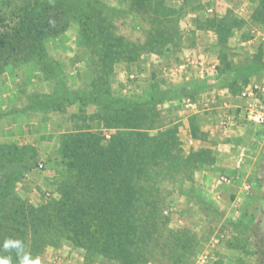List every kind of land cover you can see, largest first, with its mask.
<instances>
[{
  "label": "rangeland",
  "instance_id": "374dc122",
  "mask_svg": "<svg viewBox=\"0 0 264 264\" xmlns=\"http://www.w3.org/2000/svg\"><path fill=\"white\" fill-rule=\"evenodd\" d=\"M28 1L60 31L15 39L17 51L0 55L2 184L34 206L59 198L62 135L91 126L106 142L122 132L99 114L109 94L110 110L134 106L136 130L167 142L125 264H264V130L239 96L264 78V0H0V26ZM210 6L222 15L211 19ZM30 248L41 264L86 262L64 236Z\"/></svg>",
  "mask_w": 264,
  "mask_h": 264
},
{
  "label": "trees",
  "instance_id": "16d2710c",
  "mask_svg": "<svg viewBox=\"0 0 264 264\" xmlns=\"http://www.w3.org/2000/svg\"><path fill=\"white\" fill-rule=\"evenodd\" d=\"M16 7L15 20L9 17V22L0 26V55L7 49L17 51L15 39L39 42L60 31L53 30L51 20L37 11L33 1ZM159 14L167 13L157 7L154 19L159 20ZM82 35L89 40L86 30L82 29ZM119 45L124 46L121 54L127 53L129 45L123 42ZM107 49L103 52L105 57L109 54ZM114 101L117 98L107 94L104 102H100L106 104L100 106L99 113L104 115V125L122 131L110 141L105 142L104 133L91 126L62 135L60 153L66 168L58 184L59 198L34 206L0 181V255H9L2 251L8 238L21 239L26 251L28 245L34 250L42 249L59 235L87 251L85 264H95L94 255L110 257L111 254L124 259V264L129 262L139 230L140 222L135 220L138 202L147 198L160 145L167 142L155 146L148 134L136 130L139 127L132 120L135 117L131 119L134 106L126 112L110 110L108 107ZM11 255L12 264H19L14 250Z\"/></svg>",
  "mask_w": 264,
  "mask_h": 264
},
{
  "label": "built area",
  "instance_id": "2783aa9c",
  "mask_svg": "<svg viewBox=\"0 0 264 264\" xmlns=\"http://www.w3.org/2000/svg\"><path fill=\"white\" fill-rule=\"evenodd\" d=\"M183 68L184 65H180ZM247 118L264 130V78L253 80L239 93ZM192 105L190 100L187 106Z\"/></svg>",
  "mask_w": 264,
  "mask_h": 264
},
{
  "label": "clouds",
  "instance_id": "9594fccd",
  "mask_svg": "<svg viewBox=\"0 0 264 264\" xmlns=\"http://www.w3.org/2000/svg\"><path fill=\"white\" fill-rule=\"evenodd\" d=\"M15 251L19 264H41L40 257L32 256L31 253L25 251V244L21 239L8 238L2 245V251L8 252L9 255H0V264H12L11 252Z\"/></svg>",
  "mask_w": 264,
  "mask_h": 264
},
{
  "label": "crops",
  "instance_id": "0c3cea01",
  "mask_svg": "<svg viewBox=\"0 0 264 264\" xmlns=\"http://www.w3.org/2000/svg\"><path fill=\"white\" fill-rule=\"evenodd\" d=\"M224 8L223 7H208V10H209V12H211L212 14H214V16L213 15H209L208 13L209 12H206V14H208L209 16H212V18L211 19H216V18H219V15H222V10H223ZM197 10V9H196ZM196 10H193L192 12H193V14L195 15V19L197 18V17H199V18H197V19H202V17H204V15H202V13L200 14H198V10L196 11ZM214 12V13H213ZM207 19V18H206ZM208 27V26H207ZM243 28V27H242ZM204 30H208L210 33H212L214 36H217V33L215 32L216 31V29H211V27H208V28H206V27H204ZM251 38L250 39H248V42H251ZM194 58V60H195V55H192ZM198 62H200L201 64H204V60H198ZM213 68H215V65H213Z\"/></svg>",
  "mask_w": 264,
  "mask_h": 264
}]
</instances>
